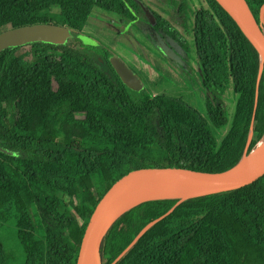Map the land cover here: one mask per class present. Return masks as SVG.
Masks as SVG:
<instances>
[{
    "label": "trees",
    "instance_id": "trees-1",
    "mask_svg": "<svg viewBox=\"0 0 264 264\" xmlns=\"http://www.w3.org/2000/svg\"><path fill=\"white\" fill-rule=\"evenodd\" d=\"M136 1L0 0V33L50 23L71 31L64 43L27 45L29 54L0 53V264H9L1 231L11 222L23 264H76L93 211L124 175L173 166L221 173L264 141V66L259 80L258 52L216 0H171L177 15L178 6L192 9L202 110L181 94L128 89L111 66L115 54L82 40L94 10L134 22ZM246 1L260 22L264 0ZM153 16L161 39L180 44L182 67L187 49L175 24ZM38 83L42 93L22 113L19 96ZM178 202L150 200L124 213L106 234L102 264L153 223L116 264H264V178L170 213Z\"/></svg>",
    "mask_w": 264,
    "mask_h": 264
},
{
    "label": "water",
    "instance_id": "water-1",
    "mask_svg": "<svg viewBox=\"0 0 264 264\" xmlns=\"http://www.w3.org/2000/svg\"><path fill=\"white\" fill-rule=\"evenodd\" d=\"M216 1L229 14L247 40L258 52L261 61L260 80L261 71L264 66V5L260 9V22H258L246 0ZM70 37L71 31L68 28L51 23L11 28L0 33V53L9 48L24 47L32 43H64ZM110 63L128 89L135 92H141L144 89L141 79L120 57L113 55L110 58ZM257 101L258 94L256 103ZM252 135L253 132L251 131L250 139ZM0 151L6 152L1 147ZM246 155L249 154H245L244 156ZM242 160L234 168L221 173H210L186 167L173 166L140 168L124 175L113 184L93 211L81 241L76 264H95L97 260L102 264L101 248L106 234L113 224L124 213L135 206L150 200L162 199L146 200L121 212L124 200L133 191L149 184L174 183L188 185L206 192L187 198H179V202L170 211L171 213L177 206L188 199L239 190L264 178V157L249 166H241ZM153 224L147 226L113 264H116Z\"/></svg>",
    "mask_w": 264,
    "mask_h": 264
},
{
    "label": "rangeland",
    "instance_id": "rangeland-1",
    "mask_svg": "<svg viewBox=\"0 0 264 264\" xmlns=\"http://www.w3.org/2000/svg\"><path fill=\"white\" fill-rule=\"evenodd\" d=\"M140 7L136 20L122 21L118 16L101 10H94L89 22L83 28L82 40L87 44L105 46L110 52L120 57L141 79L144 88L155 94H177L199 110L204 109L206 93L199 85L197 57L195 52L192 30V9L188 4L181 12L179 6L176 14L175 2L171 0H137ZM190 3V2H189ZM153 12L175 24V33L186 50L182 55V67L176 50L171 47L179 46L171 38L167 42L163 32H156L153 27ZM179 34V35H178ZM179 49V48H178ZM30 48L24 46L21 54H29ZM43 84L38 83L18 98V107L25 113L30 105L43 91ZM225 103L228 108L234 104L231 94L226 93ZM231 112V111H230ZM74 199L70 208L74 212ZM82 222V216L75 214ZM1 236L7 248L9 264H23L24 255L15 235L13 222L5 225ZM98 264L100 262L98 261Z\"/></svg>",
    "mask_w": 264,
    "mask_h": 264
},
{
    "label": "bare ground",
    "instance_id": "bare-ground-1",
    "mask_svg": "<svg viewBox=\"0 0 264 264\" xmlns=\"http://www.w3.org/2000/svg\"><path fill=\"white\" fill-rule=\"evenodd\" d=\"M264 157V142L259 143V145L253 150L249 155L244 156L241 166H249L258 162ZM206 192L201 191L197 188L174 183H156L149 184L138 188L133 191L123 202L122 211L146 200L156 199V198H187L195 195L204 194ZM98 264V260L95 262Z\"/></svg>",
    "mask_w": 264,
    "mask_h": 264
},
{
    "label": "flooded vegetation",
    "instance_id": "flooded-vegetation-1",
    "mask_svg": "<svg viewBox=\"0 0 264 264\" xmlns=\"http://www.w3.org/2000/svg\"><path fill=\"white\" fill-rule=\"evenodd\" d=\"M173 46V45H172ZM174 48H175V50H177L179 53H181V49H180V44H179V46H177L178 48H176V46H173Z\"/></svg>",
    "mask_w": 264,
    "mask_h": 264
}]
</instances>
